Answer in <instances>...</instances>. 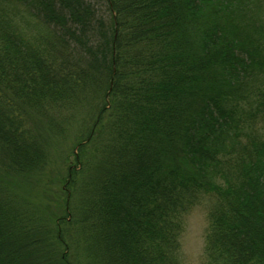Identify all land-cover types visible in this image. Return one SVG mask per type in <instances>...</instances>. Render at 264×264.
I'll use <instances>...</instances> for the list:
<instances>
[{"label": "trees", "instance_id": "1", "mask_svg": "<svg viewBox=\"0 0 264 264\" xmlns=\"http://www.w3.org/2000/svg\"><path fill=\"white\" fill-rule=\"evenodd\" d=\"M104 3L0 0V264H264V0Z\"/></svg>", "mask_w": 264, "mask_h": 264}, {"label": "rangeland", "instance_id": "2", "mask_svg": "<svg viewBox=\"0 0 264 264\" xmlns=\"http://www.w3.org/2000/svg\"><path fill=\"white\" fill-rule=\"evenodd\" d=\"M92 4L96 18L109 20V14L105 6L104 0H86ZM75 127V124L72 126ZM61 147H68L71 141L68 138L64 139V143L57 141ZM56 145L58 151L61 147ZM63 150V149H62ZM46 166L37 173L32 179H16L15 182L19 185L12 184L10 187L16 192L21 193L27 198H34L40 202L41 197H54V180L59 176V167L56 164L55 155H51L50 160H47ZM23 180V181H22ZM44 188V191L41 189ZM51 201V200H49ZM43 203H46L43 200ZM206 203L202 202L194 206L186 215L184 219V228L181 234L180 243L181 250L187 264H202L204 253V235L207 227V208Z\"/></svg>", "mask_w": 264, "mask_h": 264}]
</instances>
